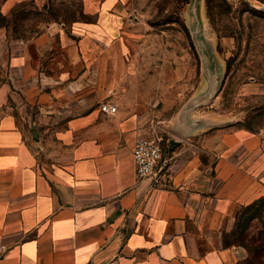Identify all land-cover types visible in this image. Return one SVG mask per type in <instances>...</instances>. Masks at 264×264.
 I'll return each instance as SVG.
<instances>
[{
    "label": "crops",
    "instance_id": "1",
    "mask_svg": "<svg viewBox=\"0 0 264 264\" xmlns=\"http://www.w3.org/2000/svg\"><path fill=\"white\" fill-rule=\"evenodd\" d=\"M81 2L29 36L0 25V264H243L225 235L264 196V133L229 143L188 111L164 185L141 180L142 117L112 95L132 0Z\"/></svg>",
    "mask_w": 264,
    "mask_h": 264
},
{
    "label": "rangeland",
    "instance_id": "2",
    "mask_svg": "<svg viewBox=\"0 0 264 264\" xmlns=\"http://www.w3.org/2000/svg\"><path fill=\"white\" fill-rule=\"evenodd\" d=\"M131 5L121 36V85L112 95L142 117L140 136L161 134L167 154L179 143L172 136L179 118L191 110L210 134L223 130L229 143L234 130L241 136L264 133V0H132ZM81 10V0H4L0 25L29 36L55 21L84 18ZM199 135L192 138L195 145ZM235 225L226 231L228 241L237 238ZM245 231L246 242L264 233V209ZM236 243L246 250L243 263L251 253Z\"/></svg>",
    "mask_w": 264,
    "mask_h": 264
},
{
    "label": "built area",
    "instance_id": "3",
    "mask_svg": "<svg viewBox=\"0 0 264 264\" xmlns=\"http://www.w3.org/2000/svg\"><path fill=\"white\" fill-rule=\"evenodd\" d=\"M103 111L116 113L118 106L106 101L101 105ZM164 136L154 132L139 136L133 148L136 169L141 180L152 178L153 185H164L163 178L167 174V159L164 149Z\"/></svg>",
    "mask_w": 264,
    "mask_h": 264
},
{
    "label": "trees",
    "instance_id": "4",
    "mask_svg": "<svg viewBox=\"0 0 264 264\" xmlns=\"http://www.w3.org/2000/svg\"><path fill=\"white\" fill-rule=\"evenodd\" d=\"M264 209V196L254 200L253 202L243 206L237 214V223L233 229V233H236V240L238 243L245 245L251 253L250 258L246 259L243 264H264V233L258 232L257 235H253L245 241V229L248 226L249 221L254 218L258 213ZM238 232V233H237ZM228 241L225 236V243L227 245L235 243Z\"/></svg>",
    "mask_w": 264,
    "mask_h": 264
}]
</instances>
